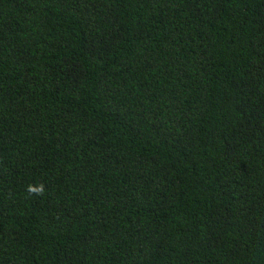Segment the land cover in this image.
<instances>
[{"label": "trees", "instance_id": "obj_1", "mask_svg": "<svg viewBox=\"0 0 264 264\" xmlns=\"http://www.w3.org/2000/svg\"><path fill=\"white\" fill-rule=\"evenodd\" d=\"M0 264H264V0H0Z\"/></svg>", "mask_w": 264, "mask_h": 264}, {"label": "clouds", "instance_id": "obj_2", "mask_svg": "<svg viewBox=\"0 0 264 264\" xmlns=\"http://www.w3.org/2000/svg\"><path fill=\"white\" fill-rule=\"evenodd\" d=\"M27 191L30 195H32V194L43 195L45 188H44L43 184H41L39 186L29 185L27 188Z\"/></svg>", "mask_w": 264, "mask_h": 264}]
</instances>
